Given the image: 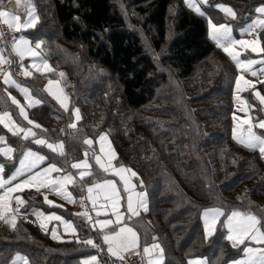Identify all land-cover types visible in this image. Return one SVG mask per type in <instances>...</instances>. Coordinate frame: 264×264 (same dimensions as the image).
Instances as JSON below:
<instances>
[{
  "label": "trees",
  "instance_id": "1",
  "mask_svg": "<svg viewBox=\"0 0 264 264\" xmlns=\"http://www.w3.org/2000/svg\"><path fill=\"white\" fill-rule=\"evenodd\" d=\"M131 1L147 5L152 60L112 0H51L53 24L47 19L40 22L31 36L46 33L52 43L46 59L53 66L66 67L74 79L69 101L81 110L80 127L65 131L71 111H63L33 83H28L32 92L43 101L29 108V116L42 126L39 130L51 132V138L66 140V155L72 161L84 155L87 137L95 138L113 125L111 139L119 162L137 171L148 193L150 220L142 212L129 221L141 245L147 232V244L154 236L162 246L163 264H188L196 256H207L209 264H223L242 254L244 244L233 248L221 224L206 239L203 209L221 206L226 214L247 210L264 216V158L258 149L238 143L232 135L236 66L208 36L207 16L197 14L184 0L174 12V34L169 41L171 0ZM208 1L215 22L225 20V14L214 4H232L236 11L232 20L238 26L258 3ZM37 2L39 16H43ZM57 35L62 41L53 39ZM3 109H10L22 121L0 77ZM138 110L144 111L138 115ZM4 133H8L7 143L22 153V136L0 125V135ZM75 220L78 237L90 236L85 220L79 216ZM16 225L6 236L0 232V264H8L17 252L27 256L29 264H80L82 256L96 252L78 244L77 237L56 241L27 220L20 219Z\"/></svg>",
  "mask_w": 264,
  "mask_h": 264
},
{
  "label": "snow or ice",
  "instance_id": "2",
  "mask_svg": "<svg viewBox=\"0 0 264 264\" xmlns=\"http://www.w3.org/2000/svg\"><path fill=\"white\" fill-rule=\"evenodd\" d=\"M206 3V0H203ZM186 5L192 8L197 14L204 16L205 13L201 11V8L195 3V0H185ZM226 16L236 19V12L232 7L225 4L216 5ZM27 18L23 23L20 22L19 17L10 14L7 11H0V21L7 25L9 30L20 32L21 29L34 28L39 20L36 14L34 6L29 5ZM258 14L255 19L247 24L245 27L240 29V35L243 37L245 34L252 35L257 33L254 39H236L233 35V28L229 24H215L212 20L208 19L209 37L216 43L217 47H220L230 58L235 62L236 67L240 70L241 74L235 77V91L239 93L247 88L254 87V83L248 80L244 76V72L251 71L252 76H257L256 71H252V66L259 63L264 65V58L257 61L254 59H241L240 53L237 51V46L248 49L250 48L253 53H264V47L261 46V40L258 32L264 30V3L255 9ZM4 37V32L0 29V40ZM42 41H36L33 47L32 42L21 35L18 39L13 38L11 43V51L15 54V57L19 58V61H23L25 57H32V67L40 72H52L54 71L48 64L38 49L41 48ZM37 58H39L37 60ZM14 60L9 59L8 56L4 55V49H0V77L3 79V83L8 86L15 87L25 98L28 107L39 105L41 100L33 97L29 91V88L24 87L22 83H19L16 79H13V73L10 70H6L5 66L9 68L13 65ZM19 67L22 69L24 76H31L27 68L24 67L23 63H20ZM260 72L264 74V69ZM60 77L64 76V73L59 74ZM46 91L52 95L60 104L65 111H68L69 98L63 93V90L59 87V82L55 80H49L46 85ZM7 98L15 105L19 110V115L23 117L24 121H27L28 125H32L35 128H41L40 124L29 119L28 113L25 109V105L10 92L5 89ZM254 95L259 99L261 104H264V95H261L259 91L255 92ZM235 99L239 102L240 98L237 95ZM247 111V108L244 109ZM73 115L75 120L81 119L80 111L78 108L73 109ZM233 120L237 121L235 113L233 114ZM0 125H3L5 129L11 132L14 136H20L26 141L30 137L33 138V142L36 145L46 146L47 149L51 150L52 153H57L60 157L65 156L64 143L60 142H49L47 139L37 138V132L33 131V127H23L13 119V115L8 110H0ZM244 125H247L245 128ZM71 128H75V123L69 125ZM254 127L264 129V119H261L258 125H254L250 119L245 118L239 123H236L232 130L233 138L240 144L250 148L259 149L262 157H264V134H258L254 131ZM45 132L47 130H44ZM0 143L7 144L6 138L0 136ZM85 145L91 148L93 144L92 139H85L83 141ZM98 143L100 146L101 155H95V164L98 165L99 170L103 173H113L115 176L120 178L123 182L124 191L127 193L126 209L124 212L121 211V196L117 191V186L111 179L102 178L100 182H93L86 187L87 197L86 199L91 202L92 209L96 211L97 217L102 213L111 212L115 217L112 219H96L91 224L92 228L99 227L102 235V240L107 245V252L116 257L118 261H124V253L130 249H136L140 243V235L134 227L129 226L127 221L132 220L133 217H139L141 209L147 211V193L144 191H137V185L132 183V177H137L138 174L133 171L130 167L123 164H119L117 153L112 148L111 142L105 133H100L98 137ZM14 149L11 146L0 148V153L5 157L11 158ZM49 156L41 154L39 151H34L32 148H26L22 150L19 157V166H14V170L10 171V174L5 173V166L0 164V188L4 189L0 193V219L5 220L6 223L15 229L16 218L19 214L20 206L25 201L20 195L13 197L14 192H19L23 189L34 188L37 192L41 189L54 191L57 195L63 199L74 202L71 192L67 191L66 186L75 183V177L71 172L66 174L64 169L58 166L57 163H47V166L42 167L48 160ZM117 161L119 166L113 163ZM68 161L65 160V164ZM71 169L78 171V176L81 181L85 177H91L93 175L91 168L92 165L89 163L88 150L85 151V159L72 162L70 164ZM52 173L58 175L53 176ZM6 176V178H5ZM19 182L13 183L14 181ZM139 184L142 186L143 181L140 180ZM15 200V209L12 207V200ZM84 197L81 198V206L85 207ZM45 203L52 205L54 202L48 200L47 195L44 197ZM103 201V203H101ZM125 212L128 214L125 216ZM40 221V227L47 230V222L53 219L60 221L63 224L64 230L70 232L73 236L76 235L77 229L73 226L70 220H64L63 217L55 215L45 216L43 213H34ZM86 217L89 222L93 221V218L89 216L88 211H84L79 214ZM221 217H226L221 221ZM203 228L205 238L212 237L217 230V224H221L227 229L226 239L231 242L233 248H238L240 245L245 244L246 240H252L255 242L257 247L246 246L242 249L243 256L237 259H233L229 264H264V216H257L251 211H240L231 210L230 214H226L225 210L221 206L204 208L202 212ZM112 226V227H110ZM52 238L59 240L60 236L57 235L55 229H52ZM145 246L143 247V255L147 258V264H162L163 260V248L155 242L156 237H152L153 243L147 244L148 233L145 232ZM76 242L84 247H91L93 249H100V245L95 243L91 236L85 238L77 237ZM11 264H29L27 256L17 252L15 256L11 258ZM80 264H100L96 255H87L80 261ZM116 264V261L113 262ZM188 264H207L204 258H192L188 260Z\"/></svg>",
  "mask_w": 264,
  "mask_h": 264
},
{
  "label": "rangeland",
  "instance_id": "3",
  "mask_svg": "<svg viewBox=\"0 0 264 264\" xmlns=\"http://www.w3.org/2000/svg\"><path fill=\"white\" fill-rule=\"evenodd\" d=\"M38 1H40V3L39 2H37V3L44 10L43 16H39L37 6H36L37 5L36 0H0V11H7L10 14L19 17L20 22L23 23L24 20L27 18V13L29 10L28 6L32 5L35 7L36 14L39 17V20H38L36 26L34 28L21 29L22 32L21 31L20 32L22 33V35L26 39H28L32 42L33 47L35 46L36 41H42L43 42L41 44V48L38 49V51H40L41 55L46 59L45 55L49 52V49L51 47L50 45L52 44L50 38L44 36L46 33L41 34L38 32V33L34 34V36H31V33L33 32L32 30L35 29L40 24V22L46 21V19L49 21V25H52L53 24V18H51V17H53L54 12H53V8H52L51 0H38ZM236 1L239 3L240 2L245 3L244 0H236ZM112 2L114 4V7L117 10V12L121 16H123V18L125 19L128 28L133 29V31L136 33V35H138L140 41L142 42L144 51L146 52L147 56H149L150 59L152 60V56H151L152 55V28L150 26V22H148V18L146 15V11H147L146 3L137 4L131 0H112ZM180 2H181V0H171V5H170L171 7H170V11H169V16H168V18H169L168 41L172 37V35L174 34L175 22H174L173 17H174V12L176 11L177 6L179 5ZM256 2H258V3L254 4L255 3L254 0L250 1V3H251L250 5H252V4H254V5L252 6V9L246 14L247 20L244 22L243 25L238 26V25H235L234 20H232L231 17H228L226 15H225V20H223L222 22H215L214 18L210 15V13L208 11V5L207 4L209 3V1L206 0V3H205V2H203V0H195V3L201 8V11L204 12L205 15L207 16V19L210 18L212 20V22L215 24H229V25H231L233 28V35L235 36L236 39H241V38H243V39H254V38H256L257 33H253L252 35L245 34L243 37H241V35H240V29L245 27L247 24H250L251 21L257 17L258 14L255 12V9L257 7H259L262 3H264V0H256ZM218 4H225L227 6L232 7L233 10H235V8L232 4L225 3L223 1L216 2L214 4V7L217 8L216 5H218ZM138 5H142V9L139 8ZM250 8H251V6H249V9ZM145 9H146V11H145ZM0 23H2V21H0ZM207 24H208V21H207ZM208 32H209V28H208ZM258 35H259V38L261 40V46L264 47V30L259 31ZM33 37L36 39H34ZM53 39L55 41H62L58 35L53 37ZM10 47H11V45H10ZM237 51L240 53L241 59H254V60L259 61L262 58H264V53H253L250 48L245 49V48H242L240 46H237ZM16 58L18 61V66L20 65V63H23L24 67L27 68L30 72H32V75L31 76H24L22 73V76H18L12 72L13 73V79H16L19 83H22L24 87L29 88L31 95L33 97H35L36 99L41 100V103H42L43 99L40 96L35 95L32 92L28 83L37 84L38 86L42 87L43 92L48 97H50L51 99H54V101L58 104V106L63 111H65L64 108H62L60 106L58 101L46 91V85H48L49 80L58 81L59 87L63 90V93L66 94L69 98L71 93L74 91L75 81L69 75V73H67L68 71H67L66 67H64L62 65L53 66L52 63L47 60L48 64L50 65V67L54 71H52V72H43V71L38 72L32 67V61H33L32 57H25L22 62L19 61L18 57H16ZM38 59L39 58H37V60ZM234 64H235V62H234ZM203 66H204V63L201 64L199 67V72L196 75L197 78H195V80H194L195 83L198 80V78L201 77L200 76V70ZM235 66H236V64H235ZM236 69H237V67H236ZM261 69H264V65L257 63V64L252 66V71H256L257 76H252L251 71L243 73L246 79L253 81L254 87H250V88L245 89L244 91H240L239 93H236L235 82H234L233 95H232V105H233L232 130H233V127L235 126L236 123H239L240 121H242L245 118L250 119L254 125H258L259 121L261 119H264V104H261L259 99L254 95V93L257 91H259L261 93V95H264V74H262L260 72ZM60 73H64V76L60 77L59 76ZM239 74H241V72H240V70L237 69L236 76ZM202 78H203V76H202ZM4 87H5V89H7L8 92L11 93L12 96H15L21 102L22 105H25V109H26L28 116H29V108H31V107L27 106V103L25 101L24 96L13 86H8V85L4 84ZM237 95L240 98L239 102L235 99V97ZM157 101L158 100H155V102H157ZM13 106L19 115L18 108L15 105H13ZM74 108L79 109L80 116H81V110H80L79 106L73 105L71 107V104L69 101L68 111H71L70 115L72 117L65 124V129H64L65 131L66 130H68V131L77 130L80 127V120L79 121L75 120V116L73 115V109ZM245 108H247V111H244ZM3 110H8L12 113V111L10 109H3ZM68 111H65V112H68ZM143 111L144 110H138V111H136V114L139 115ZM234 113H235L236 117L238 118L237 121L233 120V114ZM12 115H13V119H15L16 122L18 124H20L21 126L33 127V131L37 132V134H38L37 138H40L42 136L43 138L47 139L49 142L63 141L64 150H65V156L64 157H60L57 153H52L51 150L46 148V146L36 145L33 142V138H31V137L24 142V144H25L24 149L32 148V150H34V151H39V152H41V154L49 156L50 159L44 165H42V167L47 166V163H57L58 166H60L64 169V173H62V174H66L68 172H71L73 174V176L75 177V183L69 184L66 186L67 191L72 193L74 202H69V201L63 199L61 196L57 195L54 191H49V190H45V189H41L40 192H38V193H31V194L28 193V191L35 190L34 188L23 189L19 192H14L12 194L13 197H15L16 195H20L22 197V199L25 201V203L22 206H20L19 214H17V218H16V224H17L18 220L25 219L28 222H30L32 225L40 227V221L38 220L37 216L34 214L35 212L43 213L45 216L51 215L52 213H55V215L63 217L64 220H70L72 222L73 226L76 227V229H77L74 218L76 215H79L86 210L88 211L89 216H91L93 218V221L89 222L86 217H83L81 215H79V217L85 219L87 224H89L88 226H90L91 228H92L91 224L94 223V221L96 219H112L114 221L115 217L111 214L110 211L107 213H102L99 217H97L96 211H94L92 209L91 202L86 199V197H87L86 187L93 182H100L102 178L111 179L116 184L117 191L119 192V194L121 196V211L122 212L125 211L127 193L124 191L123 182L120 181V178L118 176H115L111 172L103 173L102 170H99L98 165L95 164L94 154L103 156V153L100 152V146L98 143L99 135L96 136L95 138L94 137H87L86 138V139H92L93 140V144L91 145L90 149H89L88 145L86 146V150H88L89 163H90V165H92L91 171H92L93 175L91 177H85L84 180L81 181L79 176H78L79 170L71 169L70 164L72 162H76V161L85 159V151L86 150L84 151V155H82L83 157L81 156L80 159L74 160V161L69 160L67 158V155H66L67 143H66L65 139H60L59 137L51 138L52 135L49 134L51 132H49V133L46 132L47 133L46 134L45 131L39 130L40 128H35L32 125H28L27 121H24L23 117H21L20 115H19V118L22 119V121H19L13 113H12ZM29 119H31L30 116H29ZM72 123H75V125H76L75 128L69 127V125ZM244 127L246 128L247 125H244ZM114 130H115V127L113 125H110L101 133H105L107 135L108 140L111 142L112 148L116 151L117 158H118V152H117V150H116V148L112 142V139H111V135L114 132ZM253 130L256 131L258 134H264V129L254 127ZM50 131H52V130H50ZM0 136H4L6 138L8 136V133L1 134ZM21 136H22V134H21ZM6 146H11L14 149V151L12 153L11 158L5 157L1 153L0 164H3L5 166V173L10 174V171L14 170V166H16V167L19 166V157H20L21 153L18 154L17 149L14 145H11L9 143H7L6 145L3 143H0V148L6 147ZM65 160L68 161L67 164H65ZM118 162H119V159H118ZM113 163L116 164L117 166H119V164H123L121 162H119V164H118L117 161H113ZM123 165L130 167L133 171H135L137 173V171L133 167L128 166L126 164H123ZM52 175L56 176L58 174L52 173ZM5 178H6V176H5ZM19 179L20 178H17V181H14L13 183L19 182ZM139 181H140L139 176L132 177V183L137 185L136 190L137 191H144L147 193V190L139 184ZM78 185L81 186V188H78L77 187ZM80 189H82L83 192L81 191L82 194L77 196L76 193L77 192L79 193ZM3 191H4V189L0 188V193H2ZM75 191H76V193H75ZM45 195H47L48 200H51L54 202L52 205L45 203V200H44ZM82 197L85 198L84 199L85 207L81 206V198ZM146 199H147V210H148V193H147ZM11 203H12V207L15 209V207H16L15 200L13 199ZM101 203H103V201H101ZM142 212H144L145 217L148 220H150V215L148 214V212L141 209V213ZM127 215L128 214L125 212V216H127ZM225 218L226 217H221V221H223ZM202 222H203V220H202ZM127 223L129 224V226L134 227L133 224H131L129 221H127ZM218 225H219V223L217 224V226ZM110 227H112V226H110ZM11 229H13V228L10 226V224L6 223L5 220L0 219V232L2 235H4V236L8 235L9 232L11 231ZM40 229L42 230L41 227H40ZM52 229L56 230L57 235L60 236L61 239H64L66 236L78 237L77 232H76L75 236H73V234L70 232H66L64 230L63 224L60 221L55 220V219L48 221L47 222V230L43 229V231L49 232L52 236ZM92 229L96 230V231H91L90 228H87V231L89 232L88 235H90L94 239V241L96 240V238L101 240L102 243H100V244L107 248V245H105L103 243V240H102L103 233L101 232L99 227L97 226V227L92 228ZM135 230H136V228H135ZM226 236H227V233H226ZM61 239H59V240H61ZM56 241H58V240H56ZM95 243H96V241H95ZM144 246L145 245L141 246L139 243V245L136 249H130L129 251H135V250H140V251L142 250L143 251ZM246 246L257 247L255 242L250 240V239L245 241L244 247H246ZM21 254L24 255L23 253H21ZM88 255H96L98 258L97 251L94 253L88 254ZM86 256L87 255L85 254V256H82L80 259L82 260ZM242 256H243V252H242V254H239V255L229 259L228 261H226L223 264H229V262L231 260L240 258ZM192 258H204V259H206L207 264H209L207 256H196V257H192ZM192 258H190V259H192ZM8 264H11V260Z\"/></svg>",
  "mask_w": 264,
  "mask_h": 264
},
{
  "label": "built area",
  "instance_id": "4",
  "mask_svg": "<svg viewBox=\"0 0 264 264\" xmlns=\"http://www.w3.org/2000/svg\"><path fill=\"white\" fill-rule=\"evenodd\" d=\"M0 29L4 32V37L2 40H0V49H4V55L8 56L9 59H13L14 63L9 68L6 67V70H10L14 74L18 76H22V69L18 66V61L15 55L12 53L11 56H9V52L11 51V43L13 41V38H18L22 35L21 32H16L14 30H9L7 25L0 23ZM28 193H38L36 190H30ZM100 249H96L98 253V261L100 264H113L114 261H116V264H147V258L143 255V251H131L130 253H127L124 255V261L120 262L117 260L116 257L111 256L107 252V248L103 245H100Z\"/></svg>",
  "mask_w": 264,
  "mask_h": 264
},
{
  "label": "crops",
  "instance_id": "5",
  "mask_svg": "<svg viewBox=\"0 0 264 264\" xmlns=\"http://www.w3.org/2000/svg\"><path fill=\"white\" fill-rule=\"evenodd\" d=\"M236 12V11H235ZM78 188H81V186H77ZM81 191H82V189H80ZM80 191V193L79 194H77L76 193V191H75V193L77 194V196H79V195H81L82 194V192ZM76 216H79V215H76ZM80 219H83V218H80ZM25 220V219H24ZM74 220H75V218H74ZM83 220H85V219H83ZM85 222H86V220H85ZM75 223H76V226H77V234H78V236H79V231H78V225H77V222H76V220H75ZM89 224H87V222H86V226H87V228H90L91 229V231H96V230H93L90 226H88ZM138 232V231H137ZM99 234V233H98ZM139 234V233H138ZM70 236H66L65 238H69ZM71 238V237H70ZM98 238H96V243L97 244H99V245H101L100 243H102L101 242V240H97ZM159 243V242H158ZM160 244V243H159ZM140 245H141V243H140ZM141 246H143V245H141ZM135 251H138V250H135ZM142 251V250H141ZM131 251H129V252H127V253H130ZM127 253H124L123 255H126ZM163 262H164V254H163V261H162V264H163Z\"/></svg>",
  "mask_w": 264,
  "mask_h": 264
}]
</instances>
